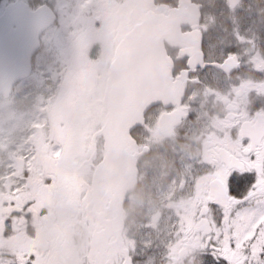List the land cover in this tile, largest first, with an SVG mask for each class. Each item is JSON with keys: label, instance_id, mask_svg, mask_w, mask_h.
Returning a JSON list of instances; mask_svg holds the SVG:
<instances>
[{"label": "flooded vegetation", "instance_id": "flooded-vegetation-1", "mask_svg": "<svg viewBox=\"0 0 264 264\" xmlns=\"http://www.w3.org/2000/svg\"><path fill=\"white\" fill-rule=\"evenodd\" d=\"M23 1L31 12L48 6L56 22L40 37L30 77L14 88L33 78L36 82L28 88L38 84L49 91L50 84L58 86L48 107L39 101L41 111L30 112L25 102L10 108L5 123L13 127L10 144L0 145V205L13 198L21 204L36 198L50 207L46 215L17 220L15 242L0 239V264L14 248L28 247L47 253L55 264H203L198 242L178 235L177 218L181 210L187 213L195 206L192 178L200 174L202 161L234 158L232 150H239L247 134L264 135V0H152L147 3L152 8L136 9L134 17L140 21L149 12L168 17L154 56L140 59V67L153 69L145 83L171 88L172 98L137 109L140 118L129 132L128 152L136 180L123 195L107 180L95 183L96 168L105 157L100 130L108 112L98 107L94 90L108 80L115 42L132 20L128 0H89L110 15L112 30L104 37L111 44L92 39L96 41L80 52L75 47L84 34L62 39L67 26L61 20L67 13L56 4H66L71 14L83 0ZM10 3L0 0V15ZM82 20H89L92 35L106 26L105 15L95 19L91 11ZM44 50L49 52L47 66L38 63ZM69 73L78 80L72 101L84 108L79 111L72 103L71 111L55 113L54 101ZM85 80L90 88H78ZM176 90L182 97L174 99ZM14 99L0 95V108ZM49 176L54 178L51 185L45 183ZM238 179L242 194L249 181ZM211 183L223 192L228 174H216Z\"/></svg>", "mask_w": 264, "mask_h": 264}, {"label": "snow or ice", "instance_id": "snow-or-ice-1", "mask_svg": "<svg viewBox=\"0 0 264 264\" xmlns=\"http://www.w3.org/2000/svg\"><path fill=\"white\" fill-rule=\"evenodd\" d=\"M148 0H128V9L147 4ZM150 6V5H149ZM144 26L137 18L129 23L125 34L127 57L125 69L129 80L139 77L138 55L143 48ZM243 39V38H241ZM78 88L89 89V83L80 81ZM115 85L105 78L94 90L98 107L107 111L114 102ZM232 157L223 161H202L200 174L192 178L195 191L187 213L181 210L177 218L178 235H190L203 253V264H264V135L249 133ZM228 174L226 190L219 192L211 183L218 173ZM249 181L247 191L241 194L243 181ZM47 177L45 183L53 184ZM75 195V194H74ZM83 197L84 193H79ZM63 193H58V200ZM50 205L28 198L21 204L15 198L0 205V239L15 242L17 220H31L37 213L46 215ZM217 216L219 218H217ZM14 248V245H13ZM3 264H55L47 253L28 247L10 251Z\"/></svg>", "mask_w": 264, "mask_h": 264}, {"label": "water", "instance_id": "water-1", "mask_svg": "<svg viewBox=\"0 0 264 264\" xmlns=\"http://www.w3.org/2000/svg\"><path fill=\"white\" fill-rule=\"evenodd\" d=\"M144 4L142 7H146ZM27 7L22 2H16L7 7L5 13L0 18V43H9L0 47L7 56L8 63L11 57L13 62L8 69H4L0 62V93L9 95L11 87L17 77L27 75L30 69V62L33 53L38 48V38L40 34L50 25V13L45 12L43 18V9L31 13L30 17L25 16ZM136 9L130 14L133 18ZM51 20V21H50ZM160 17L154 14H147L142 21L143 48L149 50L147 54L141 50L139 57H152L153 50L157 44L156 26L161 24ZM16 27V29H14ZM7 34V37L1 36ZM8 53V54H7ZM127 57V48L125 38L117 47L115 59L110 72L108 83L115 85L114 102L107 110V121L101 130L106 143V157L98 167L95 174V183L107 180L109 185L118 195H123L131 189L135 183L134 160L130 157L128 151L131 146L129 131L138 120L137 109L155 104L164 103L172 98L171 92L163 88L147 87L139 83L138 79L134 82L129 80L128 73L124 67ZM144 70V68H142ZM140 75V70H139ZM171 91V89H170ZM148 92L147 100L144 94ZM173 97L178 98L175 92Z\"/></svg>", "mask_w": 264, "mask_h": 264}, {"label": "rangeland", "instance_id": "rangeland-1", "mask_svg": "<svg viewBox=\"0 0 264 264\" xmlns=\"http://www.w3.org/2000/svg\"><path fill=\"white\" fill-rule=\"evenodd\" d=\"M51 1V0H50ZM89 0H83L82 2L80 1L79 4H75V9L73 10V12H71V14H69V12L66 11V4L64 3H59L56 4L57 7L59 8V10L66 12L67 16L62 18L61 21H63L65 23L66 27V31L64 32V36H62V39L65 41V36L71 34V33H83L84 35L79 39L78 44L75 47V50L77 52L81 51V47H83L87 42L91 41V42H95L96 40H92V39H102L101 41H104L106 43V45H108L110 47L111 44V40L110 39H106L104 36L106 35V33H111L112 30V26L110 25V20L111 17L109 14H105L104 10H97L94 6V4H88ZM1 11V8H0ZM91 11V14L94 16L95 19L98 18L99 14L101 15H105V20H106V26L103 29L102 32H100L97 35H92L93 31L90 32L89 31V20H82L84 14H89V12ZM84 22H88V23H84ZM102 57H104L106 55L105 50L102 51ZM49 54V52H47V50H44L41 53L40 59L38 61L39 65L41 64H45L46 65V59H47V55ZM47 66V65H46ZM73 74L69 73L68 76L62 80L63 83L61 85V89H60V94H59V99L55 102L56 108H55V113L57 112H61V113H67L69 112L68 110H72V97L74 95V87H76V82L78 81H74L71 80V76ZM36 82V78L31 79L29 82L19 86L16 88L15 92H14V100H12V103L10 105H3L4 107L0 108V145H4V144H10L9 140H10V129L5 126V123L8 125L9 120H6L9 117V111L11 110V107H14L15 105H12L13 103H17V102H25L24 103V107L28 108L30 110V112H38L41 111V109L43 108L42 106L39 107V101L45 103V107H48L46 104L48 100H52L53 98H55L56 94H57V89L56 87L58 86V82L55 85L50 84V90H44L42 85H38L35 84L34 86L28 88L30 83H34ZM44 92L48 93L47 96H44ZM70 93V95H69ZM43 97L45 98L43 100ZM45 101V102H44ZM73 107L77 108L79 111L84 108L83 105L79 104V102H75L73 103Z\"/></svg>", "mask_w": 264, "mask_h": 264}]
</instances>
